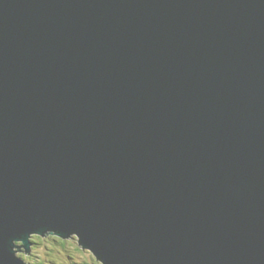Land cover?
Returning <instances> with one entry per match:
<instances>
[{"label":"water","instance_id":"1","mask_svg":"<svg viewBox=\"0 0 264 264\" xmlns=\"http://www.w3.org/2000/svg\"><path fill=\"white\" fill-rule=\"evenodd\" d=\"M47 234L264 264V0H0V264Z\"/></svg>","mask_w":264,"mask_h":264},{"label":"trees","instance_id":"2","mask_svg":"<svg viewBox=\"0 0 264 264\" xmlns=\"http://www.w3.org/2000/svg\"><path fill=\"white\" fill-rule=\"evenodd\" d=\"M47 237H48V240L55 242V244L52 242L54 246H59L60 248L55 249L52 246H48V248H47V245L46 244H44V245L42 244V242H45V238H43V236L33 235L31 237V240L30 241L32 242V244L34 246L31 245V250L30 251H32V250H34V249H36V248H38L40 246L43 247V248H46L45 249V251H46V259L50 260V262H49L50 264L51 263L52 264H62L61 262H57L56 261V257L58 258V260H60V258L62 259V255H63V253H64V251L66 249L68 250V252H70V256L68 255L69 259L75 258L73 256V254H71V250H73V249H76L77 251L80 250L78 248L79 246H77V245L75 246V248H72L73 242H71V240H69V239L67 240V239L59 238L57 236H49V235ZM33 255H32V253L30 254V252H29L28 254H26V255L23 256V259L25 260V258L27 257V259L29 261H32V262H29L28 261L31 264H47L46 262H44V258H41L42 256H37L36 262H35L34 259H33V257H34ZM71 264H80V263L75 262L74 260H72L71 261ZM81 264H90V263L87 262V261H84Z\"/></svg>","mask_w":264,"mask_h":264},{"label":"rangeland","instance_id":"3","mask_svg":"<svg viewBox=\"0 0 264 264\" xmlns=\"http://www.w3.org/2000/svg\"><path fill=\"white\" fill-rule=\"evenodd\" d=\"M55 236L54 234H47V235H44L43 238H45V242H42V244H46L47 245V248L48 246H52L53 248L55 249H58L60 248L59 246H54L53 243L55 244L54 241H50L48 240V237L47 236ZM65 239H69L71 240V242H73L72 244V248H75V246H79L78 242H77V239L70 236L68 238H65ZM53 242V243H52ZM34 246V245H33ZM80 250L77 251L76 249H73L71 250V254H73V256L75 258L73 259H69L68 255L70 256V252H68V250L66 249L62 255V259L60 258V260H58V258L56 257V261L57 262H61L62 264H71V261L74 260L75 262H78V263H83L84 261H87L89 262L90 264H100V262H98L99 260H97L96 258H94L92 252L89 250V249H84L81 248L80 246L78 247ZM23 248H21L22 250ZM46 248H43V247H38L32 251H30V254L32 253V255L34 256L33 259L34 261L36 262V258L37 256H42L41 258H44V262H46L47 264H50V260L46 259V251H45ZM30 250H31V245H30ZM17 254L20 255L22 258L24 255H26V253H23V252H20V251H17ZM57 254V253H56ZM58 255V254H57ZM27 257L25 258V262L29 263V262H32V261H29ZM66 260V261H65ZM94 260V261H93ZM29 261V262H28ZM31 264V263H29ZM52 264V263H51Z\"/></svg>","mask_w":264,"mask_h":264},{"label":"clouds","instance_id":"4","mask_svg":"<svg viewBox=\"0 0 264 264\" xmlns=\"http://www.w3.org/2000/svg\"><path fill=\"white\" fill-rule=\"evenodd\" d=\"M56 236V235H55ZM58 237V236H57ZM93 254V253H92ZM20 256V255H19ZM94 256V255H93ZM21 257V256H20ZM94 258H95V256H94Z\"/></svg>","mask_w":264,"mask_h":264},{"label":"bare ground","instance_id":"5","mask_svg":"<svg viewBox=\"0 0 264 264\" xmlns=\"http://www.w3.org/2000/svg\"><path fill=\"white\" fill-rule=\"evenodd\" d=\"M80 246V245H79ZM98 262H100V264H101V261L99 260Z\"/></svg>","mask_w":264,"mask_h":264}]
</instances>
